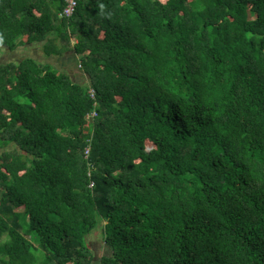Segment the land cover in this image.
I'll return each mask as SVG.
<instances>
[{
    "label": "trees",
    "instance_id": "trees-1",
    "mask_svg": "<svg viewBox=\"0 0 264 264\" xmlns=\"http://www.w3.org/2000/svg\"><path fill=\"white\" fill-rule=\"evenodd\" d=\"M65 6L0 0L91 80L0 64V264H264V0Z\"/></svg>",
    "mask_w": 264,
    "mask_h": 264
},
{
    "label": "rangeland",
    "instance_id": "rangeland-1",
    "mask_svg": "<svg viewBox=\"0 0 264 264\" xmlns=\"http://www.w3.org/2000/svg\"><path fill=\"white\" fill-rule=\"evenodd\" d=\"M44 43H38L33 45H27L23 47H19L16 49V51L11 52L7 48H0V64L1 65H8V64H19L22 61L33 58L36 59L42 63H51L59 70L65 72L70 77L73 78V80L77 83L83 84V85H90L91 80L88 75H86L82 69L80 68V62L79 58L75 53H66L62 57H47L44 55L43 50ZM15 144H10L9 146H6L3 149H0V153L2 152H10L13 149H15ZM95 233V232H94ZM99 235H90L89 236V242L92 243L91 245L95 247V255L103 256L104 254L108 255V252H104L105 248L108 249L105 246L104 240ZM99 244H101V248L99 247ZM94 264H97L95 261Z\"/></svg>",
    "mask_w": 264,
    "mask_h": 264
},
{
    "label": "built area",
    "instance_id": "built-area-1",
    "mask_svg": "<svg viewBox=\"0 0 264 264\" xmlns=\"http://www.w3.org/2000/svg\"><path fill=\"white\" fill-rule=\"evenodd\" d=\"M63 1L65 2L66 6L62 11V13L60 14V16L62 18H71L77 10L78 0H63ZM90 93H91V97L94 98V91L91 90ZM96 116L97 113L93 112L90 116H88L87 120L92 121Z\"/></svg>",
    "mask_w": 264,
    "mask_h": 264
},
{
    "label": "crops",
    "instance_id": "crops-1",
    "mask_svg": "<svg viewBox=\"0 0 264 264\" xmlns=\"http://www.w3.org/2000/svg\"><path fill=\"white\" fill-rule=\"evenodd\" d=\"M35 45H36V44H35ZM15 51H16V50H15ZM11 52H14V51H11ZM91 244H92V243H91ZM91 246H92V245H91ZM94 246H95V247L92 246L93 250L96 249V245H94ZM105 246H106V244H105ZM99 247L101 248V244H99ZM106 247H107V246H106ZM94 252H95V251H94ZM104 252H105V253L108 252V249L106 250V248H105ZM104 255H106V254H104ZM104 255H103V256H104ZM103 256L101 255V256H99V257H98V256L96 257V255H95V257L97 258L96 261H100V259H101ZM97 264H99V263H97Z\"/></svg>",
    "mask_w": 264,
    "mask_h": 264
},
{
    "label": "clouds",
    "instance_id": "clouds-1",
    "mask_svg": "<svg viewBox=\"0 0 264 264\" xmlns=\"http://www.w3.org/2000/svg\"><path fill=\"white\" fill-rule=\"evenodd\" d=\"M81 66V65H80ZM81 68V67H80Z\"/></svg>",
    "mask_w": 264,
    "mask_h": 264
}]
</instances>
